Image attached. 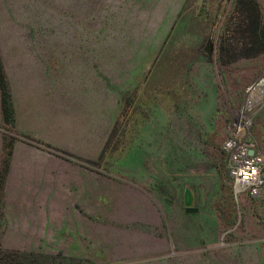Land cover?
I'll return each mask as SVG.
<instances>
[{"label": "rangeland", "instance_id": "rangeland-1", "mask_svg": "<svg viewBox=\"0 0 264 264\" xmlns=\"http://www.w3.org/2000/svg\"><path fill=\"white\" fill-rule=\"evenodd\" d=\"M257 22L263 36L264 0H0L4 69L22 126L33 129L6 127L0 93V139L13 137V152L23 142L57 160L42 193L48 209L33 208L43 197L27 193L31 204L11 212L21 219L38 212L42 222L47 214L48 239L17 241L9 232L3 240L17 224L5 209L18 201L3 190V252L13 262L35 253L33 264H53L37 254L57 264H160L104 263L60 243L62 155L111 178L119 198L135 193L170 217L168 264H264V189L235 196L223 145L248 88L264 78V43L250 39ZM252 131L264 150V100ZM4 157L5 146L0 165ZM186 188L199 212L185 221Z\"/></svg>", "mask_w": 264, "mask_h": 264}, {"label": "crops", "instance_id": "crops-1", "mask_svg": "<svg viewBox=\"0 0 264 264\" xmlns=\"http://www.w3.org/2000/svg\"><path fill=\"white\" fill-rule=\"evenodd\" d=\"M87 101L80 99L79 103L90 104V101ZM14 104L16 126L24 133H31V127L22 126L20 107L15 100ZM30 147L18 142L12 155L4 192L6 199L13 196L18 201L13 202L9 208L5 206L8 219H11V212L31 204L29 199L26 200L25 194L40 193L42 196V193L50 191L48 173L57 166V160L47 154L30 153ZM3 149L1 138L0 160ZM82 157L94 159V156ZM78 161L79 158L60 155V188H57V191H60V243L65 247L72 241L73 253L85 250L89 256L102 258L100 261L104 263H124L125 258L144 263H147L148 258H157L160 264L170 263L169 258H166L173 255L170 249L174 250L173 245L171 248V234L168 229L170 217L162 215L153 202L143 200V196L135 193L130 195L133 199H126L128 193L119 198L121 193L112 192L111 178L106 175L98 178L97 171L81 167ZM107 181L110 185L101 190V185ZM48 199L43 197L34 200V206H31L36 210L48 209ZM97 210L104 212L98 214ZM18 211L11 214L17 218V224L4 229L3 232L8 236L3 237V240L9 237V232L17 241L48 239L47 214L45 222H42L38 212L35 214L36 218L30 216L21 219L17 217ZM179 214L186 221L187 215L192 213L186 212L184 208ZM97 219H100V222ZM84 241H87L86 245ZM160 256L165 257L160 259Z\"/></svg>", "mask_w": 264, "mask_h": 264}, {"label": "built area", "instance_id": "built-area-1", "mask_svg": "<svg viewBox=\"0 0 264 264\" xmlns=\"http://www.w3.org/2000/svg\"><path fill=\"white\" fill-rule=\"evenodd\" d=\"M248 93L243 106L234 111L223 144L237 198L242 193L257 197L264 189V150L258 146L252 131L253 114L264 100V78L251 85ZM250 150L254 153L250 154Z\"/></svg>", "mask_w": 264, "mask_h": 264}, {"label": "trees", "instance_id": "trees-1", "mask_svg": "<svg viewBox=\"0 0 264 264\" xmlns=\"http://www.w3.org/2000/svg\"><path fill=\"white\" fill-rule=\"evenodd\" d=\"M253 17L255 18V20H257L259 18V14L256 15V13H254ZM250 39H251L252 46L259 47L264 43V34L263 36L261 35L258 22L255 23L254 28H252L250 31ZM0 93H1V110H2L3 121L6 127H8L9 130H12L16 126V109H15V104L13 100V95H12L9 79L4 69L1 51H0ZM14 140L15 139L13 137H10V135H7L5 139V143H4L5 157L2 160L1 165H0V199H1V195L3 193L4 187H5V184H6L9 170H10V161H11V156L13 153L12 147H13ZM20 254L23 256V258L26 259V261L25 262L23 261L13 262L14 259H10L11 255L10 256L7 255L5 252H3V249L0 247V264H33V259H35L33 258V256L34 255L36 256L35 253L25 252V253H20ZM38 256L47 257L48 262L57 264L56 256L37 254V257Z\"/></svg>", "mask_w": 264, "mask_h": 264}, {"label": "water", "instance_id": "water-1", "mask_svg": "<svg viewBox=\"0 0 264 264\" xmlns=\"http://www.w3.org/2000/svg\"><path fill=\"white\" fill-rule=\"evenodd\" d=\"M249 153L253 154L254 150H250ZM184 205L188 213H197L199 211V208L194 205V194L190 188L185 189Z\"/></svg>", "mask_w": 264, "mask_h": 264}]
</instances>
